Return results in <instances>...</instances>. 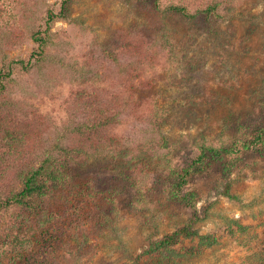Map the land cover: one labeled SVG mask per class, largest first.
<instances>
[{
    "label": "rangeland",
    "instance_id": "374dc122",
    "mask_svg": "<svg viewBox=\"0 0 264 264\" xmlns=\"http://www.w3.org/2000/svg\"><path fill=\"white\" fill-rule=\"evenodd\" d=\"M152 2L74 0L70 18L52 23V41L43 58L27 69L14 64L12 76L3 77L9 79L5 83L8 97L24 108L23 119L36 124L31 126L32 134L40 131V140L46 138L53 148L84 116L77 108L83 100L77 97L78 90L86 89L91 102L92 95L104 92L106 102L120 105V122L111 130V139L116 141L102 144L89 159L88 172L96 173L100 183L114 167L134 165L144 170L141 188L148 197L144 208L138 205L131 210L125 201L134 191L126 190L117 208L106 211L111 216L106 231L113 235L104 240L93 237L91 244L102 245L78 262L71 260L57 243V233L51 231L41 233L17 264H140L135 259L151 240L163 239L193 217L191 208L168 196V183L161 174L166 165L163 133L170 142L182 139L176 152L181 160L175 157L174 161L187 164L197 154L196 144L218 145L225 139V122L241 115L250 120L260 116L257 96L264 77V0H232L225 5L221 20L204 26L175 13L168 28L173 29L176 55H170L147 27ZM172 2L189 6V11L195 8L190 0ZM0 5H5L0 7V26L6 20L25 24L20 43L11 46L0 39V72H5L6 62L32 57L36 51L32 27L43 25L48 10L58 11L61 0H0ZM160 15L155 11L152 18ZM30 16L34 23L26 25ZM121 28L128 29L125 38L118 35ZM115 54L121 56L118 62ZM105 74L110 76L101 82L106 90H97ZM219 167L194 175L185 188L197 196V230L218 238L190 263L258 262L264 258V157L247 154L228 176ZM60 230L58 236L64 239ZM8 261L0 257V264Z\"/></svg>",
    "mask_w": 264,
    "mask_h": 264
},
{
    "label": "trees",
    "instance_id": "16d2710c",
    "mask_svg": "<svg viewBox=\"0 0 264 264\" xmlns=\"http://www.w3.org/2000/svg\"><path fill=\"white\" fill-rule=\"evenodd\" d=\"M73 1L61 0L58 11L52 8L48 10L43 25L34 24L31 37L36 45V54L33 53L28 61H8L2 66L5 72H0V257H8V264H17L24 259L39 235L51 234V231L52 235L57 233V243L64 246L71 260L78 262L92 253L97 245H102L91 244L93 237L104 240L107 235H113V231L109 234L107 232L110 230L106 231L111 226V216L106 211L117 208L118 200L126 194V190L134 191L125 201L131 210L138 205L144 208V202L148 204V197L144 196L141 188L144 170L138 171L136 166L128 164L114 167L100 183L96 182V173L88 172L92 166L89 159L102 144L116 141L111 139V130L120 122L118 115L122 107L111 101L106 102L104 92L96 97L92 95L91 102L87 99L90 93L87 94L86 89L82 90L84 92L77 91V97L83 99L77 108L81 107L80 112L84 116L73 129H68V136L65 140L62 138L63 141L54 148L48 146L46 138L40 140V131L35 136L32 134L31 126L36 124L23 119V106L13 102L6 93L9 88L5 83L9 79L4 80L3 77L12 76L14 64L27 69L35 60L43 58L52 41V23L57 19L70 18ZM152 1L149 4L151 15L147 25L150 24L147 27L157 42L172 55L176 48L172 39L173 29L168 28V20L173 19L175 13H182L190 23L202 22L204 26L211 20H221L226 15L225 5L232 0H210L207 3L190 0L189 4L195 6L193 11H189V6L175 4L172 0ZM155 11L162 15L152 18ZM31 22L33 19L30 16L26 25ZM22 25L6 20L0 26V39L11 46L20 43L24 35ZM127 30L121 28L118 35L125 38ZM120 57L115 54L114 61L118 62ZM108 78L110 76L105 74L100 79L97 90H106L101 82L108 81ZM118 96L122 99L120 95L112 97ZM257 98V108L261 112L257 119L250 120L241 115L225 122L222 136L225 139L218 145L205 142L196 144L194 148L198 147L197 154L189 158L187 164L174 161L175 157H180L176 152L181 149L182 139L176 138L175 142H170L169 135L163 133L166 165L161 174L168 183V196L173 202L191 208L193 217L184 227L165 234L163 239L151 240L148 249L135 259L140 264H191L197 255L205 251L207 245L217 242L218 238L214 234H200L197 230V196L194 191L185 188L191 177L205 174L216 165L228 176L247 154L264 157V77ZM226 191H229L228 184ZM59 230L62 236L65 235L64 239L59 238ZM252 264H264V258Z\"/></svg>",
    "mask_w": 264,
    "mask_h": 264
}]
</instances>
